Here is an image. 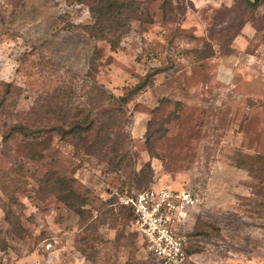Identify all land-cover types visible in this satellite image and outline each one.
<instances>
[{"label":"rangeland","instance_id":"obj_1","mask_svg":"<svg viewBox=\"0 0 264 264\" xmlns=\"http://www.w3.org/2000/svg\"><path fill=\"white\" fill-rule=\"evenodd\" d=\"M135 8L112 47L85 4L0 0V264H160L122 202L150 186L198 199L189 264H264V2Z\"/></svg>","mask_w":264,"mask_h":264},{"label":"built area","instance_id":"obj_2","mask_svg":"<svg viewBox=\"0 0 264 264\" xmlns=\"http://www.w3.org/2000/svg\"><path fill=\"white\" fill-rule=\"evenodd\" d=\"M130 206L133 224L160 264H189L188 210L198 199L185 189L150 186L122 199Z\"/></svg>","mask_w":264,"mask_h":264},{"label":"trees","instance_id":"obj_3","mask_svg":"<svg viewBox=\"0 0 264 264\" xmlns=\"http://www.w3.org/2000/svg\"><path fill=\"white\" fill-rule=\"evenodd\" d=\"M68 4H85L89 8L91 17L93 18V22L88 25V30L91 36L99 39H106L108 40L112 47L118 46L120 43V38L122 36V30L127 26V23L130 22L131 18L135 17L136 13V0H66ZM245 2L253 7H257L264 2V0H245ZM123 31L124 33L127 31ZM208 52L203 53V50H197V53H200V57H208L213 54L212 48H206ZM205 52V51H204ZM160 72V68H153L152 72L146 76L143 80L145 83L136 86V90H139L143 85L147 84L149 79L152 76L156 75ZM103 91V90H101ZM10 92V89H9ZM104 92V91H103ZM133 90L129 92V94H133ZM113 97H115L113 95ZM121 111V104H118L117 107ZM27 127L29 131H25L24 128ZM23 133L27 137L31 136L33 133V129L28 126L20 125V126H13L11 128L10 133L7 135L5 141L12 135ZM128 208L131 210L132 215L133 211L130 206ZM134 219V215H133ZM215 228V232H217V227L212 226L211 224L205 225L199 231H195L196 234H202L205 237H208L211 234V230ZM194 232V233H195ZM193 233V232H192ZM195 252V250H188V253L191 254Z\"/></svg>","mask_w":264,"mask_h":264},{"label":"crops","instance_id":"obj_4","mask_svg":"<svg viewBox=\"0 0 264 264\" xmlns=\"http://www.w3.org/2000/svg\"><path fill=\"white\" fill-rule=\"evenodd\" d=\"M196 204H197V203H196ZM194 206H195V205H194ZM194 206H193V207H194Z\"/></svg>","mask_w":264,"mask_h":264}]
</instances>
